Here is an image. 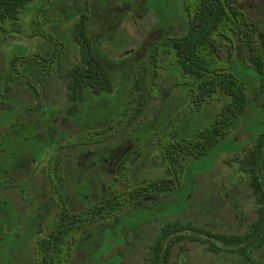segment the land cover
<instances>
[{
	"label": "rangeland",
	"instance_id": "374dc122",
	"mask_svg": "<svg viewBox=\"0 0 264 264\" xmlns=\"http://www.w3.org/2000/svg\"><path fill=\"white\" fill-rule=\"evenodd\" d=\"M231 1L252 15L264 12V5L258 4L260 0ZM180 5L181 0H32L19 14L18 31L0 37V70L7 78L11 107L0 128L6 129L11 122L13 125L8 129V136L12 139L23 136L43 138L46 145L35 158L30 157L28 149L20 151L13 143L10 160L4 161V154L0 151V162L9 164L7 170L0 172L3 176L0 181V217L4 216L6 222L13 224L11 236L0 241V247L4 244L11 246L12 250L8 252L11 260L2 262L4 253L0 249V264H29L36 257L34 237L44 231L40 216L50 217L56 208L49 197L46 179L50 159L54 161L59 155L61 163L54 168L64 172L70 169L71 177L76 173L78 182L86 185V196L97 200L103 184L104 193L125 187L126 182L113 181L116 177L112 173L120 169L115 162L121 159L125 163L124 159L134 152L133 149L140 151L130 166L128 185L164 174L156 135L149 137L151 142L149 139L144 141L145 129L166 122L173 123V128L182 129L188 135L191 129L208 123L219 102L191 110L186 86L179 83L180 70L176 64L164 68L154 82L150 79L147 52L153 46H163L169 34L182 31L184 19ZM78 19L82 21L83 35L95 44L101 57L120 59L112 63L106 61L111 71L112 91L100 98L98 95L97 101L92 94H87L83 99L87 106L84 115L77 110L72 114L64 111L63 75L78 58L71 38ZM231 49L238 66L250 69L243 63L242 48L237 41L233 42ZM37 53L41 58L51 59L50 65L25 59V56ZM13 56H18L15 68L29 81L13 78L14 71L9 62ZM139 65L146 66V72L139 90L131 94L132 78ZM243 75L248 85L249 107L238 122H234L226 137L202 158L187 165L177 189L155 191L149 195L144 193L132 200L129 212L122 211L118 217L116 214L83 223L67 264H150L149 246L166 222L200 225L210 231L234 232L246 228L254 216L256 204L248 171L242 170L231 157L238 147L250 142L253 130L263 121L264 95H259L252 87L249 74ZM29 82L37 87V92ZM127 100L129 117L115 129L116 117ZM23 107L34 109L22 111ZM20 112L24 115L16 120ZM28 121L32 123L33 133H24L21 129ZM85 126L114 128V132L99 142L60 145ZM96 150L98 157L108 160L106 163L97 165L94 159L92 168L79 169L76 166L77 170L72 165L76 158H86L90 151L93 154ZM261 173L264 178V167ZM69 186L74 189L70 182ZM82 202L79 197H73L70 209L83 208ZM0 225L2 239V231L7 229L2 222ZM178 232L185 234V231ZM190 233L186 231V234ZM260 246L262 248L256 249L255 256L264 264V240ZM226 255L208 250L200 240L180 237L165 264H246L241 259L231 262Z\"/></svg>",
	"mask_w": 264,
	"mask_h": 264
},
{
	"label": "trees",
	"instance_id": "16d2710c",
	"mask_svg": "<svg viewBox=\"0 0 264 264\" xmlns=\"http://www.w3.org/2000/svg\"><path fill=\"white\" fill-rule=\"evenodd\" d=\"M30 1L32 0H0V37L18 31L19 14ZM263 1L260 0L258 4L264 5ZM180 8L181 16L184 19L182 31L174 35L169 34L163 46H153L147 52L150 79L154 82L164 68L174 63L180 70L179 83L186 86L191 110H198L205 104L219 102L217 109L207 124L191 129L188 135H185L182 129L173 128V123L166 124V122L160 124L159 127L145 129L144 141L149 139L152 134L156 135L159 158L164 165V174L153 180L128 185L130 166L140 151L133 149L134 152L131 151L132 154L130 152L128 158L124 159L125 163L121 162V159L115 162V166L120 169L112 173L116 177L113 181H118V183L123 181L128 186L125 183L123 188H115L111 193H104L105 185L103 184L102 192L94 202L85 196L86 185L78 182V176L66 179L64 171L61 172L54 168L58 166V159L55 158L54 161L50 159L46 179L49 183V197L55 202L56 208L54 214L47 217L46 235L43 237L46 238V241L38 242V245L42 246L43 252L36 253V261H42L44 264H67L72 252L71 241L78 236L82 223L102 216L117 214L118 217L122 211L129 212L132 200L144 193L149 195L155 191L177 189V184L183 179L187 165L191 161L202 158L208 150L226 137L234 122H238L239 117L249 107L248 85L243 80V76H245L243 74H249L252 87L257 89L259 95H264V54L261 49V39H264V12L260 15L255 13L251 17L246 16L231 0H181ZM35 9H38V6ZM83 34L82 21L78 19L77 22L75 21L71 33L78 58L65 69L63 75L66 99L64 111L67 114H72L77 110L81 115H84L87 106L83 99H86L87 94H92L97 101L101 96L110 93L112 78L106 61L110 63L120 61V59L101 57L95 44ZM234 40L240 44L243 63L250 69L238 66L234 59L231 53ZM161 53L164 55L161 56ZM25 57V59L35 60L40 65L46 63L48 66L50 65L51 59L41 58L38 53ZM17 59L18 56H13L9 61L10 68L12 67L13 69H11L14 71L13 78L29 81L26 77L21 76L18 68H15ZM144 71L146 72V66L139 65L137 67L132 78L131 94L139 90L144 79ZM5 80L7 78L0 70V127L1 121L7 117L11 108L8 103V85ZM29 84L34 92H37V87L30 82ZM98 95L100 96L98 97ZM129 107L128 100L121 106L116 117L117 124L113 126L115 129L127 116L129 117ZM26 109L34 108L23 107L22 111H26ZM20 113L16 120L24 115V113ZM31 124L28 121L24 128H21L22 131L33 133L34 129L33 126L31 129ZM11 125L13 124L10 122L6 129L0 128V151L4 154V161L11 159V149L14 145L20 151L24 148L28 149L31 158L37 157L46 146L44 139L36 137L30 139L28 136L12 139L8 136V129L10 130ZM113 132L114 128L85 126L79 128L77 134L69 135L60 145L99 142L105 140ZM252 137V140L245 146L238 147L233 152L231 159L235 158L237 165L242 170L248 171L251 191L258 203V212L262 215L263 193L259 169L264 163V117L259 127L256 126L254 129ZM149 141L151 142V139ZM48 147L51 149V144ZM53 151L55 152V150ZM239 151L240 154L237 153ZM95 153L97 155L98 150ZM95 160H97V165L106 163L104 159L98 160L97 156ZM4 161L0 162V172L9 167V164ZM80 164L78 165L79 169H85ZM78 174L81 175V171ZM2 177L0 176V181ZM69 182L72 184L73 190L69 186ZM73 197L83 200V208L70 209ZM261 221L260 216L250 226L255 243L260 239ZM202 230L200 225L177 221L164 223L160 227L158 237L151 243L149 263H166L169 249H161L162 243L166 239L169 246L175 244L180 237H189L199 241ZM178 231H185V234H179ZM186 231L191 233L186 234ZM168 232L170 235H167ZM171 232H178V234L172 235ZM209 236L213 240L206 244L207 249L217 253L224 252L222 247L231 244L237 234L235 232H215ZM226 251L230 252V250Z\"/></svg>",
	"mask_w": 264,
	"mask_h": 264
},
{
	"label": "flooded vegetation",
	"instance_id": "af4514ba",
	"mask_svg": "<svg viewBox=\"0 0 264 264\" xmlns=\"http://www.w3.org/2000/svg\"><path fill=\"white\" fill-rule=\"evenodd\" d=\"M236 6L238 7V9L242 10V12L245 13L246 16H250V17L252 16V14L249 11L243 10V8H241L237 4H236ZM235 41H237V40H234V42ZM261 42H263V39H261ZM263 44H264V42H263ZM261 49H262V46H261ZM260 124H261V122L259 124H257V127H259ZM252 134H251L250 139L248 141H251L252 140V138H253L252 137ZM95 155H96L95 152H93V154H92V152L90 151V156H88L86 158H81V159L80 158L79 159L76 158V160H75L76 163L75 164L72 163V165H74L76 167V166H78L81 163L80 165L82 167H87V168L91 167L92 168L93 167V164L95 162L94 159L96 158V156H97L98 160H100V159L107 160L105 157H102V156L101 157H98V155H96V156ZM60 158L61 157L58 155V158H57L58 159V167H59V165L61 163V159ZM263 167H264V163H263V165L259 169V172H260L261 178H262L261 186H262V193H263V214L262 215L259 214V212H258L259 209L257 208L258 207V203H257L255 197L253 196V200H254V202L256 204V206L254 208V212H255L254 213V216L251 219H249V221L246 224V228L242 229L241 231H234L237 234V236H236L235 240L231 242V244H229L228 246L222 247V250H224V253L228 254V255H226V258L229 257V260L231 262H236V261L238 262V260L241 259L244 262H246V264H261V261L259 260V258H257L255 256V254H256V249L257 248H259V247L262 248V246H260V245L263 243V240H264V178L262 177V173H261V170H262ZM78 168H79V166H78ZM76 170H77V167H76ZM59 171L62 172V170H59ZM75 175H76V173L74 174V176ZM65 178L66 179L71 178V170L70 169H68V170L65 171ZM249 186H250V182H249ZM94 201L95 200H92V202H94ZM28 205L30 206L31 203H29ZM11 214L12 213H10L8 215L11 216ZM260 216H261V220L262 221H261V224H260L259 232H260L261 235H260V239L257 240L258 242L255 243V238H254V235H253L252 231L250 230V226L252 224H254L255 223V220L258 219ZM30 217L31 216H29V218ZM107 217H109V216H107ZM102 218H105V216H102ZM91 220L93 221L94 219H91ZM40 221H42V225H43V230L44 231L41 232V233L36 234V236L34 237V243H33V246L35 247L34 252L35 251H37V252L38 251L43 252L42 246L41 245H38V242H41V240L46 241V238H43V237H45V235H46L47 216L46 217H45V215L44 216H40ZM88 221H90V220H88ZM0 222H2V224H4L6 226V229H7L5 231H2V239H0V241H2L4 239L6 240V238H8V235L11 236V231L13 229V224H10V223L6 222L4 216L0 217ZM82 229H83V227L80 229V231H82ZM220 229H222V228H220ZM215 232H225V231H223V230H220V231H210L207 228H203L202 234L200 235V241L202 243H204V245L206 246V244L209 241H212L213 240L212 237L209 236V234H212V233H215ZM229 233H231V232H229ZM78 235H79V233H78ZM158 235H159V231L156 233L155 237L152 239V242L158 237ZM167 235H170L169 232L167 233ZM141 237L142 236H140V239H141V242H142V238ZM77 239H78V236L71 241V244L73 245V242L75 240H77ZM215 242H217V240H215ZM218 243L220 245V242H218ZM173 245L174 244H172L170 246L167 245V239H166L165 241H163L162 246H161V249L162 250L169 249V252H170V250L173 247ZM220 247H221V245H220ZM149 248H151V244H150ZM0 249L4 253L3 254V258H2L1 261L4 262V263L7 262V261L10 262L11 256L8 255V252L10 250H12L11 246L4 244V245H1ZM72 249H73V246H72ZM226 250H230V252H228ZM220 253H223V252L220 251ZM33 262L36 263V264H44L42 261H36V257L29 264H32ZM150 264H152V263L150 262Z\"/></svg>",
	"mask_w": 264,
	"mask_h": 264
}]
</instances>
